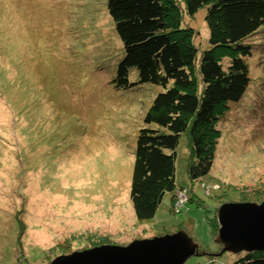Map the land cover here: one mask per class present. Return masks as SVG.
<instances>
[{
    "label": "rangeland",
    "instance_id": "1",
    "mask_svg": "<svg viewBox=\"0 0 264 264\" xmlns=\"http://www.w3.org/2000/svg\"><path fill=\"white\" fill-rule=\"evenodd\" d=\"M205 14L200 8L182 20L200 51L210 46ZM253 53L242 99L217 110L216 132L201 127L212 135L208 175L189 179V143L182 136L175 181L189 198L176 193L171 214L166 193L154 221L140 222L130 199L134 150L143 116L162 87L114 85L123 47L106 0H0V84L8 85L0 88L7 102L0 99V264H49L94 243L125 245L180 225L203 253L184 264L231 262L235 255L221 249L205 255L220 248L205 215H213L219 198L264 200V51ZM233 54L215 51L224 64ZM129 80L138 81L135 68ZM10 159L17 168L1 170ZM125 192L132 216L120 201ZM44 234L47 241L38 238Z\"/></svg>",
    "mask_w": 264,
    "mask_h": 264
},
{
    "label": "trees",
    "instance_id": "2",
    "mask_svg": "<svg viewBox=\"0 0 264 264\" xmlns=\"http://www.w3.org/2000/svg\"><path fill=\"white\" fill-rule=\"evenodd\" d=\"M106 4L123 47L114 85L128 88L152 83L162 87L143 116L145 125L138 131L130 185L136 219L153 222L166 193L170 195L171 214L175 213L176 193L184 192L189 198L188 189L176 187L175 181L176 148L182 136L189 143V179L208 175L213 158L212 135L202 128L216 132L217 110L239 102L250 86L248 59L254 51H264V0H106ZM200 8L206 9L210 43L201 51L191 39L193 29L182 25L183 14L193 16ZM252 36L258 38L247 42ZM218 48L234 52L226 64L216 58ZM131 68L138 71L137 82L129 80ZM3 86L0 84V88ZM14 94L11 91L8 99L16 107L11 100ZM0 99L6 105L3 96ZM13 160H6L3 166H7L1 170L17 168ZM198 200L202 203L201 198ZM227 200L223 197L218 202ZM215 208L209 211L212 216L205 215L212 239L217 230ZM176 229L184 230L181 225ZM220 249L206 250L205 255L215 256ZM235 256L226 264H264V251Z\"/></svg>",
    "mask_w": 264,
    "mask_h": 264
},
{
    "label": "water",
    "instance_id": "3",
    "mask_svg": "<svg viewBox=\"0 0 264 264\" xmlns=\"http://www.w3.org/2000/svg\"><path fill=\"white\" fill-rule=\"evenodd\" d=\"M215 242L221 252L264 251V200L226 201L216 209ZM203 255L183 229L134 239L125 245L102 243L57 255L49 264H184Z\"/></svg>",
    "mask_w": 264,
    "mask_h": 264
},
{
    "label": "bare ground",
    "instance_id": "4",
    "mask_svg": "<svg viewBox=\"0 0 264 264\" xmlns=\"http://www.w3.org/2000/svg\"><path fill=\"white\" fill-rule=\"evenodd\" d=\"M31 182H32V180H31ZM33 185V184H32ZM32 185H30L29 186V188H31V186ZM2 186V183L0 182V187ZM8 186H11V185H7V187ZM11 193H12V191H11ZM1 197V196H0ZM30 198H31V194H30ZM6 200V199H5ZM120 201H122V203H123V207H125V213H126V216H129L130 214H131V206H130V202H129V200H128V198H127V196H126V192L120 197ZM29 206L31 207V201H30V199H29ZM32 208V207H31ZM42 209V208H41ZM118 210L120 211V212H122V210L121 209H119L118 208ZM134 210V209H133ZM7 212L9 213V215H10V217L12 216V217H14V219H15V215H14V211L12 210V208L11 207H8V209H7ZM119 212V213H120ZM131 216H132V214H131ZM114 217L112 216V218H111V220L113 219ZM19 223H21L22 221H18ZM38 238H40L42 241H47L48 240V237H47V235H41L40 237H38Z\"/></svg>",
    "mask_w": 264,
    "mask_h": 264
}]
</instances>
